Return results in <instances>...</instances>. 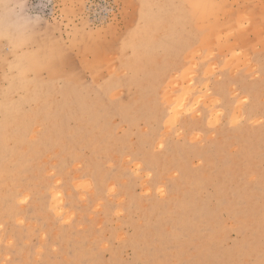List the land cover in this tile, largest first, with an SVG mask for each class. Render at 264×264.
Returning <instances> with one entry per match:
<instances>
[{
	"label": "rangeland",
	"instance_id": "rangeland-1",
	"mask_svg": "<svg viewBox=\"0 0 264 264\" xmlns=\"http://www.w3.org/2000/svg\"><path fill=\"white\" fill-rule=\"evenodd\" d=\"M0 264H264V0H0Z\"/></svg>",
	"mask_w": 264,
	"mask_h": 264
}]
</instances>
